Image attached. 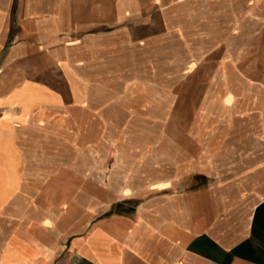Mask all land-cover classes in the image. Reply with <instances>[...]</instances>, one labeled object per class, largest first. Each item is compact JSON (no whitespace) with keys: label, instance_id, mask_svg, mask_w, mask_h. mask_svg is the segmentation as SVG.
I'll return each instance as SVG.
<instances>
[{"label":"crops","instance_id":"1","mask_svg":"<svg viewBox=\"0 0 264 264\" xmlns=\"http://www.w3.org/2000/svg\"><path fill=\"white\" fill-rule=\"evenodd\" d=\"M221 1L0 0V264H264V106L237 130L214 86L185 143L154 132L157 61Z\"/></svg>","mask_w":264,"mask_h":264},{"label":"rangeland","instance_id":"2","mask_svg":"<svg viewBox=\"0 0 264 264\" xmlns=\"http://www.w3.org/2000/svg\"><path fill=\"white\" fill-rule=\"evenodd\" d=\"M204 12L203 31L188 45L173 46L171 55L156 63V100L167 104L156 110L157 139L172 134L183 143L184 135L189 137L197 125L198 105L215 96L212 87L223 85L236 90L234 128L256 130L258 110L244 108L264 106V0H224ZM192 63L195 68L187 70ZM87 117L95 123L90 133L97 146L100 109L89 110ZM88 146L76 147L77 188L99 177L98 152L88 153ZM91 192L98 194L95 189Z\"/></svg>","mask_w":264,"mask_h":264},{"label":"built area","instance_id":"3","mask_svg":"<svg viewBox=\"0 0 264 264\" xmlns=\"http://www.w3.org/2000/svg\"><path fill=\"white\" fill-rule=\"evenodd\" d=\"M2 117V110H1V107H0V118Z\"/></svg>","mask_w":264,"mask_h":264}]
</instances>
